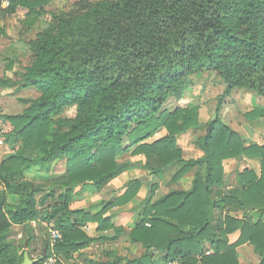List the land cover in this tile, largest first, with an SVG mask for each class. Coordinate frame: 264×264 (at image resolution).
<instances>
[{
  "label": "trees",
  "instance_id": "obj_1",
  "mask_svg": "<svg viewBox=\"0 0 264 264\" xmlns=\"http://www.w3.org/2000/svg\"><path fill=\"white\" fill-rule=\"evenodd\" d=\"M45 3L10 0L3 12L26 7L35 21ZM29 44L32 60L22 85L37 89L39 96L25 100L20 114H0V122L11 126L5 137L35 155L0 161V264H23L25 244L39 239L29 226L32 221L38 229L47 230L45 222L60 230L55 252L63 260L55 264H65L71 253L95 240L81 229L86 222H96L97 231L113 228L104 210L70 209L71 187L91 183L100 190L132 167L117 159L128 151L153 161L155 172L176 165L174 180L196 172L187 191H171L157 201H151L153 190L147 192L145 219L130 239L149 254L112 256L97 264H153L151 255L161 251L165 262L238 264L236 247L244 243L253 245L258 264H264V143L246 144L240 132L215 117L195 140L202 154L185 159L177 137L200 130L199 108L166 106L183 96L191 76L203 72L221 80L224 96L246 89L264 98V0H99L60 18ZM65 107H74L72 117L60 116ZM245 117L258 119L264 111L253 108ZM162 129L165 135L154 139ZM243 156L259 159V175L244 168L231 194L212 199L213 188L223 185L224 161ZM56 160H64L56 181L40 184L24 177L30 166ZM139 186L128 181L114 204L128 203ZM55 189L62 190L58 202L43 206ZM38 192L45 194L37 200ZM7 195L17 196L19 204H8ZM238 210L241 218L232 215ZM16 225L26 226L21 243L12 236ZM237 231L238 239L228 243V235ZM204 241L208 255L200 247ZM47 244L48 238L41 239L35 264L43 262Z\"/></svg>",
  "mask_w": 264,
  "mask_h": 264
},
{
  "label": "rangeland",
  "instance_id": "obj_2",
  "mask_svg": "<svg viewBox=\"0 0 264 264\" xmlns=\"http://www.w3.org/2000/svg\"><path fill=\"white\" fill-rule=\"evenodd\" d=\"M99 0H47L40 15L34 21V30L29 33V41H25V45L21 46V50L15 58H4L0 55V114L15 115L23 112L28 103L25 100L35 99L39 96L37 89L33 87H23L22 74L26 66L32 60V50L30 42L35 39L39 33H42L47 28H54L57 22L62 17L72 16L81 12L85 7L93 2ZM3 69V72L1 73ZM192 84L187 88L183 96L175 101L171 100L167 107L173 108L174 106H197L198 119H203L200 130L190 133L181 134L177 137V145L182 149V155L185 159L198 158L202 153L195 146V138L204 133L205 124L215 117H219L223 122L233 127L236 131L240 132L248 143H264V117L258 119L248 120L245 113L252 109V105L244 99L245 94L254 95L246 89H234L229 96H224V84L214 73H199L191 76ZM240 93H239V92ZM236 93L237 94L236 96ZM235 94V95H234ZM255 96V95H254ZM249 99V97H248ZM264 99V98H263ZM216 103V104H215ZM219 106L218 111L216 107ZM75 113L74 107H65L60 113L63 117H72ZM0 127L6 129L7 133L10 130V124L0 122ZM165 135V131L159 130L154 135V139L160 138ZM258 144V143H257ZM184 151V152H183ZM20 154L24 157L33 158L35 151L23 143L17 142L13 144L10 137H5L4 145L0 147V161L9 155ZM118 161L131 163L132 167L129 169L135 170L131 173L130 178L125 179L126 182L117 188L116 191L110 196L113 197L111 201L103 200L97 201V194L95 187L91 183L80 185L77 189L88 190L92 197L84 201L87 208H92L94 211L104 210L103 217H107L112 223L113 228L106 231L103 237V243L100 245H93L90 248V256L97 258L98 262L110 260L112 256L122 257L127 259H134L144 254H149V250L141 242H133L130 239L128 229H133L136 222H142L145 219V205L144 200L152 199L157 201L167 195L171 191H187L191 188L196 168L188 172L179 180L173 179V174L177 170V166H171L162 172H155L152 168L153 161H147L142 155H132L130 151L117 156ZM245 166L252 167L256 175H259L258 160L243 159L224 161L223 164V185L213 188L211 194L212 199L219 196L231 194L232 191L239 186L238 174L244 169ZM247 168V167H246ZM128 171V170H127ZM126 171V172H127ZM203 173V169H200ZM64 172V160L50 161L46 163H38L30 166L25 170L24 177L35 183H51L56 181L58 177ZM139 181V190L126 204H114V201L120 197L126 187L127 182ZM149 190L152 191V197L149 198ZM94 196V197H93ZM109 199V198H108ZM114 199V200H113ZM97 201V202H95ZM232 215L236 218H241L243 211H232ZM255 219L257 215L253 216ZM146 227L150 223L145 222ZM17 228L12 231L15 232ZM89 232V229L87 230ZM103 232V231H102ZM40 240L37 244V250L40 249L41 239H47V230L38 229ZM103 235V234H102ZM17 243H21L23 238H16L12 235ZM239 236V232H234L228 235V243H234ZM200 247L204 250L211 252L209 245L206 241L200 243ZM238 264H258L260 256L255 252L253 245L244 243L236 247ZM165 252H154L151 255L153 264H168L163 259ZM30 258V257H29ZM176 262V261H174ZM172 263V262H171Z\"/></svg>",
  "mask_w": 264,
  "mask_h": 264
},
{
  "label": "crops",
  "instance_id": "obj_3",
  "mask_svg": "<svg viewBox=\"0 0 264 264\" xmlns=\"http://www.w3.org/2000/svg\"><path fill=\"white\" fill-rule=\"evenodd\" d=\"M27 11L28 10H27L26 7L19 6V7H16V9L13 12H11V13H8V12L4 11L0 15V55H4V58H9V61H10L11 58H15L13 56H16L19 53V51L21 50V46L25 45V43H26L25 41H29V33L34 30V26H35L33 24L34 23V19L32 18V16L28 17ZM29 22H33V23L30 24ZM33 39H30V40H33ZM0 61L2 63L4 62V60H2V59ZM2 72H3V69L1 71V73ZM239 93H236V96ZM254 95L252 97V95H250V94L248 95V93H247V94H245L244 99H246L247 102L251 101L249 104L252 105V109L253 108H259V109L264 111V99L262 97H258L257 95H255V96ZM248 97H249V99H248ZM217 108L218 107H216V110H217ZM199 121H200V123H202V121H204V120L200 118ZM190 130H192L191 132H193V133H194V131H196V130H193V129H189L185 133H190L189 132ZM185 133H183V134H185ZM197 137L195 138V140L197 139ZM257 143L259 144L260 142H257ZM246 144H249V143L246 141ZM243 159H249V160L256 159V160H258L259 171H260L259 159H257V158H248V157H245V156H243L241 158V160H243ZM233 160H236V159H228V160H225V162L226 161H233ZM246 167L247 168H252V167H249V166H245L244 168H246ZM134 171L135 170H133V169L128 170L127 172L125 171L122 174H120L117 177H115L114 179H112L108 184H106L100 190H96L95 189V191L97 193L95 195V198L96 197L98 198L97 201H99V200L100 201H103V200L111 201L112 198L114 197L113 196V197L110 198V196L113 194V192L117 190V188L122 184V182L125 183L126 182L125 179L130 178L129 175H131V173L134 172ZM80 185H82V184H75V185H73L71 187L72 190H73V193H72V196H71V198L69 200V208L72 209V210H84L85 213L94 214L97 211H94L92 208H87L83 204L84 201H86L87 198L89 200H92V201H93L94 198L90 199V198H92V197H89V195H91V194L90 193H86V192H89L88 190L86 191L84 189H77V188L80 187ZM61 192H62L61 189H55L53 197L52 198L49 197L45 201V204L43 206H47L50 203L58 202V200H59L58 196H59V194H61ZM44 194H45V192H38L35 195V197L38 200ZM97 201H95V202H97ZM144 201H143V204H144ZM7 203L11 204V205H17V204H19V198L17 196H14V195H7ZM37 207L39 208V207H41V205L38 204ZM71 219H74V217H72ZM112 223L110 222V224H112ZM137 223L138 222H136V224ZM42 225L44 227H46L47 230H48L49 226H47V224L45 222H43ZM135 225L133 226V228L135 227ZM29 226L31 227L33 234L38 237L39 236L38 235V228H37L38 227V223L32 221V222L29 223ZM14 228H17L15 230V232H14V235L16 236V238L19 239V238H24L26 236V233H27L26 226H24V225H16V226H14L12 228V230ZM81 229L84 230L89 237H92L95 240L92 241L91 243H89L87 246H85V247H83V248L71 253L70 257L68 259L64 260L63 263H65V264H97V263H99L97 261V258L94 259V257H91L89 255L90 254L89 250H90V248L93 245H100V244L103 243V240H104L103 237H104V235H106V231L105 230H103V232L102 231H97V223L94 222V221L86 222L81 227ZM88 229H89V232L87 231ZM131 231H132V228L128 229L129 234L131 233ZM47 236H48V233H47ZM39 239H40V237H39ZM39 239L33 240L31 242V244L29 245V247H27L26 244H25V247L22 249L23 255L27 254V256L30 257L29 258L30 260H36V255L37 254H35V252L37 250V244H38ZM16 243H17V241H16ZM60 258L62 259V257L59 255V259ZM168 264H178V262H172V263L170 262Z\"/></svg>",
  "mask_w": 264,
  "mask_h": 264
},
{
  "label": "built area",
  "instance_id": "obj_4",
  "mask_svg": "<svg viewBox=\"0 0 264 264\" xmlns=\"http://www.w3.org/2000/svg\"><path fill=\"white\" fill-rule=\"evenodd\" d=\"M10 5V0H0V15L3 10L7 9ZM6 129L0 127V147L4 145ZM48 233V244L47 251L44 260L41 264H55L59 260V255L55 252V245L62 240V234L59 229L49 227ZM210 252L205 251L208 255Z\"/></svg>",
  "mask_w": 264,
  "mask_h": 264
},
{
  "label": "water",
  "instance_id": "obj_5",
  "mask_svg": "<svg viewBox=\"0 0 264 264\" xmlns=\"http://www.w3.org/2000/svg\"><path fill=\"white\" fill-rule=\"evenodd\" d=\"M46 251H47V245L43 247L42 257H45ZM36 262H37L36 260H30L27 254H24L23 264H35Z\"/></svg>",
  "mask_w": 264,
  "mask_h": 264
}]
</instances>
